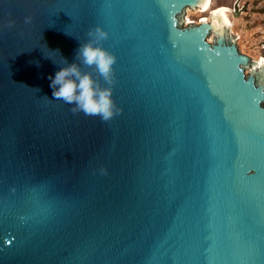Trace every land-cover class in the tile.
<instances>
[{"label":"water","instance_id":"95a60500","mask_svg":"<svg viewBox=\"0 0 264 264\" xmlns=\"http://www.w3.org/2000/svg\"><path fill=\"white\" fill-rule=\"evenodd\" d=\"M208 2L0 0V264H264V58L224 12L249 1L183 25ZM98 27L106 122L48 79L109 86L76 58Z\"/></svg>","mask_w":264,"mask_h":264},{"label":"clouds","instance_id":"9594fccd","mask_svg":"<svg viewBox=\"0 0 264 264\" xmlns=\"http://www.w3.org/2000/svg\"><path fill=\"white\" fill-rule=\"evenodd\" d=\"M24 22L30 23L31 17H26ZM88 35L91 39L79 46L76 50V58L83 65L89 68L94 67L96 73L109 86H98L92 73L82 72L76 63L60 68L54 76L49 75L48 79L51 81L50 87L53 89L54 99L72 105L73 113L99 117L106 122L118 114L111 87L114 83V66L117 63V57L103 46L102 42L108 39L106 31L98 27L90 31ZM101 171L107 174L108 170L105 168Z\"/></svg>","mask_w":264,"mask_h":264},{"label":"rangeland","instance_id":"374dc122","mask_svg":"<svg viewBox=\"0 0 264 264\" xmlns=\"http://www.w3.org/2000/svg\"><path fill=\"white\" fill-rule=\"evenodd\" d=\"M237 0H213V8L220 5H227L234 10L235 2ZM249 1V2H247ZM246 10H242L240 14L235 15L231 10L229 11L230 31L232 35L239 36L236 40L241 52L249 55L252 59L259 60L264 57V0H239V9L246 4ZM190 8V9H188ZM211 10L198 11V7L193 9L187 7L186 14H184V24L189 22H200V18L208 16L211 20ZM190 18V21L188 19ZM215 31L207 37L210 42L214 41Z\"/></svg>","mask_w":264,"mask_h":264},{"label":"bare ground","instance_id":"6f19581e","mask_svg":"<svg viewBox=\"0 0 264 264\" xmlns=\"http://www.w3.org/2000/svg\"><path fill=\"white\" fill-rule=\"evenodd\" d=\"M213 0H209V2H208V4H207V6L203 9L201 6H199L198 7V11H208V10H211L212 9V11L213 10H215V9H218V8H220V7H228L229 8V6H227V5H220V6H217V7H215V8H213ZM197 8V7H196ZM188 9H190V8H188ZM229 9H225L224 10V12L226 13V15H227V17H228V19H229ZM203 17H207V20L208 21H211L210 19H209V17L208 16H203ZM188 19H189V21H190V18L188 17ZM229 21H230V19H229ZM200 22H202V20H200ZM264 58V57H263Z\"/></svg>","mask_w":264,"mask_h":264}]
</instances>
